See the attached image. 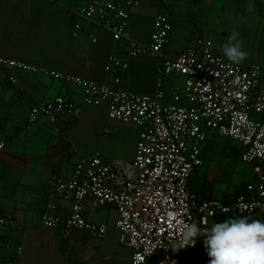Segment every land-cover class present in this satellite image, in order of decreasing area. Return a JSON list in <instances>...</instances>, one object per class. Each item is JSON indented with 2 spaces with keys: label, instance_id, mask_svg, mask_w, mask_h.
<instances>
[{
  "label": "built area",
  "instance_id": "2783aa9c",
  "mask_svg": "<svg viewBox=\"0 0 264 264\" xmlns=\"http://www.w3.org/2000/svg\"><path fill=\"white\" fill-rule=\"evenodd\" d=\"M141 3L89 0L78 15L87 25L108 31L113 41L126 43L128 57L150 56L158 61L154 95L135 94L124 87L130 58L119 54L108 59V82L50 73L3 56L0 80L15 84V72L23 71L73 83L82 88L85 105L102 107L109 119L138 129L133 161L106 160L100 153L83 156L69 178L50 183L41 216L43 230L66 235L75 230L100 242L108 228L89 221L85 210L113 206L120 243L132 250L131 264H208V256L200 257L202 237L195 246L175 247L182 223L196 220L210 226L217 217L236 216L264 220V52L248 66L233 64L216 52L210 39L199 37L194 45L169 55L166 49L174 26L164 14L155 17L149 44L131 38V14ZM175 76H182L183 84L172 85ZM81 113L80 106L60 96L32 106L24 127L31 130L40 117L58 124L63 114L74 122ZM253 115L262 120H254ZM213 135L239 144L241 160L253 165V180L230 203L203 200L189 188ZM5 145L0 140V151ZM61 203L71 204L67 217L58 213ZM173 251L182 252L183 257L174 256Z\"/></svg>",
  "mask_w": 264,
  "mask_h": 264
},
{
  "label": "crops",
  "instance_id": "0c3cea01",
  "mask_svg": "<svg viewBox=\"0 0 264 264\" xmlns=\"http://www.w3.org/2000/svg\"><path fill=\"white\" fill-rule=\"evenodd\" d=\"M88 1L0 0V56L50 73L107 82L108 59L115 44L108 31L89 26L79 17ZM248 1L222 0L224 6L233 5L238 11L240 7L244 10ZM191 2L194 0H160L158 5L156 0H144L143 6L131 14V38L149 44L155 17L163 14V5L173 7L170 19L174 31L166 53L177 55L190 42L194 43L191 35L195 24L185 10ZM92 38L97 42L93 43ZM116 47L117 53L125 48L127 53L126 43L120 42ZM216 52L226 59L222 51ZM128 63L123 74L124 87L135 94L154 95L158 61L142 56L128 59ZM15 76V84L0 80V140L6 142L0 151V221L5 220L0 223V264H131L132 250L120 243L115 227L118 215L113 206L85 210L89 221L108 228L100 242L75 230L66 235L41 228L46 190L56 178L71 176L78 161L72 156L104 151L102 146L107 139L97 133L100 128L109 130L102 124L104 108L85 105L82 88L73 83L23 71ZM60 96L81 107L76 121L63 114L60 123L50 124L40 117L31 130H25V118L32 106ZM111 133L109 130L104 134ZM209 172L213 176L207 170L200 183L213 182L216 175L211 179ZM234 192L225 189L222 194ZM70 208V203H61L58 213L67 217Z\"/></svg>",
  "mask_w": 264,
  "mask_h": 264
},
{
  "label": "rangeland",
  "instance_id": "374dc122",
  "mask_svg": "<svg viewBox=\"0 0 264 264\" xmlns=\"http://www.w3.org/2000/svg\"><path fill=\"white\" fill-rule=\"evenodd\" d=\"M159 2L160 0H156L158 5ZM223 3L222 0H194V2L189 3L190 6L185 10L190 14L191 20L195 24L191 35V37H194L192 40L195 41V39L199 37L210 39L215 50L221 51L223 44L227 42L228 35L235 30L239 33L240 39L243 41V49L248 52L247 59L240 64L248 66L253 63L254 60H257L258 58H255L264 50V0H249L247 2V7L244 8L247 12H243L244 10L241 7L238 11V8H234L233 5L224 6ZM143 4L144 0L141 6H143ZM172 9L173 7L168 8L163 5L161 11L170 19L173 14ZM113 42L115 44V49L112 54H119L121 57L127 58L128 48L127 53L126 48L123 52L117 53L118 50L116 46H118L120 42ZM190 45L192 46L194 43L190 42ZM17 73L18 71L15 72V74ZM108 75V80H110L111 75L109 73ZM108 80L106 81L108 82ZM183 82L184 79L182 76H175L171 79L172 85H181ZM169 86V84L166 85L168 94ZM103 113L102 124H105L112 133L108 135L104 134V128L97 130L98 135L106 137L107 139L102 146L104 151L99 152H102L101 155L106 160L117 159L127 162L133 161L136 153L137 127L132 124L109 119L107 111L104 109ZM253 119L262 120L258 115H253ZM211 142H215L213 148L205 147L203 149V166L199 168L198 176L200 180L205 179L207 170L213 173V176H211L209 172L211 179L216 175L212 180L214 182L212 198L222 200L224 195L222 192L225 189L235 191L237 187L245 185L253 180V165L243 162L233 154V146L239 147V144L236 142L218 135H213ZM82 156L84 155H74L72 156V160H76L77 158L79 160ZM172 253L174 256L183 257L182 252L173 251Z\"/></svg>",
  "mask_w": 264,
  "mask_h": 264
},
{
  "label": "clouds",
  "instance_id": "9594fccd",
  "mask_svg": "<svg viewBox=\"0 0 264 264\" xmlns=\"http://www.w3.org/2000/svg\"><path fill=\"white\" fill-rule=\"evenodd\" d=\"M223 56L233 64L248 57L237 31H232L221 48ZM264 207V206H261ZM202 237L208 264H264V220L251 216L229 217L210 226L196 220L179 227L177 249L195 246Z\"/></svg>",
  "mask_w": 264,
  "mask_h": 264
},
{
  "label": "trees",
  "instance_id": "16d2710c",
  "mask_svg": "<svg viewBox=\"0 0 264 264\" xmlns=\"http://www.w3.org/2000/svg\"><path fill=\"white\" fill-rule=\"evenodd\" d=\"M263 52H264V50H263ZM263 122H264V118H263ZM214 143L215 142H213V143L211 142L206 147L213 148L215 145ZM230 145H232V144H230ZM232 152H233V154L236 155V157L238 159L241 160L242 150L240 148L233 146ZM198 170H196L194 172V174L192 175V177L189 181V188H190L192 193L199 195L201 197V199H203V200L212 199L214 182H208L207 183V182L203 181L200 183V178L198 176ZM244 189H245V185H241V186L236 188L235 192L232 195H230L229 193H224L221 201L224 203L232 202L236 198V196H238L242 191H244ZM222 218H225V217H217L215 219V221L218 222ZM203 256H207V254L204 250V247H203L202 252L200 253V257H203Z\"/></svg>",
  "mask_w": 264,
  "mask_h": 264
}]
</instances>
